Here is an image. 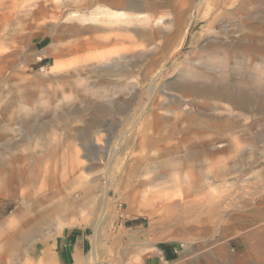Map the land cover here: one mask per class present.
<instances>
[{"label":"rangeland","instance_id":"obj_1","mask_svg":"<svg viewBox=\"0 0 264 264\" xmlns=\"http://www.w3.org/2000/svg\"><path fill=\"white\" fill-rule=\"evenodd\" d=\"M79 1L0 0V40L6 42L0 46V57H6L0 60V248L28 232V220L47 208L46 196L54 190L84 201L71 214L51 216L24 240L21 257L0 264H58L48 252L42 251L43 261L29 252L41 247L42 233L53 243L74 226L92 236L99 251L85 264H264L250 248L257 243L253 234L264 233L259 102L245 115L212 100L205 107L196 101L194 112L164 115L157 107L179 101L148 94L152 78L161 84L176 79L172 63L201 22L168 60L166 49L179 17L196 14L205 0H153L147 24L153 38L133 35L117 60L104 59L99 55L106 49L89 44L102 31L80 30L110 26L104 13L114 11L110 0H100L99 19L91 23L74 18L88 10L78 8ZM235 6L240 28L249 32L241 53L250 74L260 61L264 65V0H238ZM164 65L167 70L155 76ZM156 122L159 130L151 127ZM192 150L199 154L185 164ZM9 177L13 182L5 186ZM161 192L186 202L200 198L211 205V217L181 221L182 213L174 212L162 214L160 225L158 213L151 220L150 208L136 202Z\"/></svg>","mask_w":264,"mask_h":264},{"label":"bare ground","instance_id":"obj_2","mask_svg":"<svg viewBox=\"0 0 264 264\" xmlns=\"http://www.w3.org/2000/svg\"><path fill=\"white\" fill-rule=\"evenodd\" d=\"M110 2L111 4L108 6L114 9V11H110V9L105 12L103 11L107 15L106 17H108L106 18L104 16L106 18L105 21L108 20L107 23L110 22V26L100 29L84 26L80 30L102 31L103 36H101V39L98 41L94 38L90 39L89 44L93 47L105 48L106 51L99 55L104 59L117 60L120 58L121 51L126 49V46H124L125 43L128 42V44H130L132 42L133 35L150 39L153 38L151 31L147 29V24L153 17L152 12L156 5L153 0H144L143 2H140V0H110ZM237 2L238 0H205L199 4L200 9L196 14L190 17H179L177 27L172 33L174 43L166 49V60H168L172 53L180 48L183 41L187 38V35L190 34V29L193 24L201 22V25L199 30L191 35L185 53L177 57L172 63L173 71L171 75L176 74V79L173 81L171 76H169V78L161 84L157 82L155 77L148 83L149 96L155 95L156 92L160 97L166 98L167 100L179 101V104L174 107L166 105L157 107L162 114H186L194 112L192 106L195 105L196 101L202 102V106L205 107L204 105H207V103L204 104V101L207 100L215 101L216 103L214 104L220 103V106L223 104L228 112L232 111V109H238L243 115L251 110L255 101L259 102V106L261 105L264 110V65L260 61L255 72L250 74H247L244 70L245 62L241 52H246L248 47L244 46L241 41L249 37V32L245 33L240 28L243 21H239L235 17V5ZM80 4L82 6L86 5L88 10L86 9L87 11L85 13L81 11V13H78L76 11L77 14L74 15V18L84 23H91L96 20L100 15L99 9L103 6L100 0L79 1L77 4L78 8H80ZM71 16L66 17V20L68 18L70 20ZM103 24H105V22ZM251 25H253L252 22ZM5 44V41L0 40V46ZM5 58L6 57H0V60ZM164 70H167L166 65L161 66L155 73V76ZM246 77H248V82ZM136 82H142V79H137ZM168 83L171 84L169 88L166 87ZM214 107L219 108L217 106ZM99 109L105 110L104 107H99ZM199 111L200 109L197 112ZM151 127L159 130L161 125L159 122H156ZM38 136L40 139H43L41 132ZM198 154L199 152L197 150L190 151L185 155L184 163H191L192 160H195L194 156ZM4 163L5 162L0 158V167L4 165ZM14 177L16 178L15 174ZM12 182L13 178L9 177L4 185L9 186ZM5 186L2 189H4ZM61 189L58 188L51 192L49 196H46L48 201L47 208L40 211L41 213H37L33 216V219L28 220V222H30L29 224L32 226H30L26 234H21L18 238L12 239L9 243H4L6 246L3 245V247L0 248V260H4L5 257L8 256L21 257V254H23L22 243L24 240L33 236V230L39 229L41 224L49 220L51 216L71 214L77 204H84L83 199L78 201L72 200L64 191L61 192ZM84 198L86 199L87 196L84 195ZM137 200L136 203L138 205L150 208L151 220H155V213H158V224L164 220V217L161 216L162 214L172 216L175 213H182L183 217H179L180 220H191V222L195 221V216L211 217L207 214V209L211 205L203 206L202 201L197 197L186 202L183 198L178 200L168 192H161L160 195L144 196ZM261 202H264V198L261 199ZM39 206H41V203ZM177 210L179 211L176 212ZM99 224L100 223H96V227H98ZM151 226H153V223ZM253 235L257 238L255 240L257 243L252 244L253 248H250L260 252L261 259L264 260V233L261 232V234L259 233L256 235L255 232ZM184 247H187V245L184 244ZM36 250H39L37 246L33 247L29 254L39 256L40 251L36 252ZM97 252L99 253L97 247L94 245L86 256L85 262L88 261L91 256L95 257ZM88 264L90 263L88 262Z\"/></svg>","mask_w":264,"mask_h":264},{"label":"crops","instance_id":"obj_3","mask_svg":"<svg viewBox=\"0 0 264 264\" xmlns=\"http://www.w3.org/2000/svg\"><path fill=\"white\" fill-rule=\"evenodd\" d=\"M80 226L71 227L68 231H61L58 233L53 243L42 233L39 249L41 256L42 251L50 253L53 261L56 259L58 264H83L85 263L86 251H91L93 245V237L89 239L84 229H74ZM96 232V226L93 225V236ZM38 256V257H39ZM44 256L38 258L43 261ZM5 264V263H3Z\"/></svg>","mask_w":264,"mask_h":264},{"label":"trees","instance_id":"obj_4","mask_svg":"<svg viewBox=\"0 0 264 264\" xmlns=\"http://www.w3.org/2000/svg\"><path fill=\"white\" fill-rule=\"evenodd\" d=\"M165 257L167 259H171V258H173V255L172 254H169V253H165Z\"/></svg>","mask_w":264,"mask_h":264}]
</instances>
